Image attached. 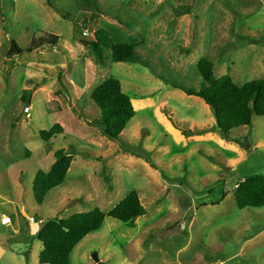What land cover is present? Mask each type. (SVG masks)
<instances>
[{"label": "rangeland", "instance_id": "obj_1", "mask_svg": "<svg viewBox=\"0 0 264 264\" xmlns=\"http://www.w3.org/2000/svg\"><path fill=\"white\" fill-rule=\"evenodd\" d=\"M92 1L0 0V219L14 220L0 222V264H40L43 244L30 241L40 222L26 207L41 222L107 213L131 191L144 214L106 217L72 264H99L95 253L103 264H264V207L240 209L234 195L236 184L264 175V116L227 140L203 99L170 86L201 88L202 57L216 77L264 80V0ZM100 28L141 43L147 65L98 64L85 41ZM48 34L57 43L41 45ZM110 76L136 111L114 141L94 124L90 97ZM55 123L63 132L44 140ZM59 149L72 155L68 175L39 204L33 181Z\"/></svg>", "mask_w": 264, "mask_h": 264}, {"label": "trees", "instance_id": "obj_2", "mask_svg": "<svg viewBox=\"0 0 264 264\" xmlns=\"http://www.w3.org/2000/svg\"><path fill=\"white\" fill-rule=\"evenodd\" d=\"M92 3L95 6L97 0ZM93 36L85 42L94 53L98 64L105 65L111 59L114 63L147 65L136 51L141 43L121 41L102 28ZM48 37L41 39V45L46 42L55 44L59 39L55 34H48ZM196 67L202 79L201 88L196 89L177 82H171L170 86L182 90L188 96L203 99L212 109L217 129L223 138L232 140L230 132L233 129L250 126L255 116H264V80H251L238 85L229 74L216 77L214 63L208 57H202ZM90 97L100 110V117L94 119V124L105 137L117 140L136 115L132 100L123 92L120 80L113 76L106 78L93 88ZM23 98L26 99V96ZM62 132L60 124L55 123L48 131H42L41 137L48 141ZM56 154L57 158L50 169L39 170L33 181L35 199L39 204L43 203L48 192L63 184L68 175L72 155L63 149H59ZM234 195L240 209L264 207V175L256 174L245 178L236 184ZM144 212L145 207L139 194L131 191L107 213L95 208L89 212L75 213L65 219L52 218L43 222L35 215L34 220L40 222V228L30 236V241L37 240L43 244L39 253L40 264H72L71 253L74 248L87 235L98 231L106 217L128 223L142 216Z\"/></svg>", "mask_w": 264, "mask_h": 264}, {"label": "water", "instance_id": "obj_3", "mask_svg": "<svg viewBox=\"0 0 264 264\" xmlns=\"http://www.w3.org/2000/svg\"><path fill=\"white\" fill-rule=\"evenodd\" d=\"M56 12L59 13L60 15H65V13H64L63 11H61V10H56ZM84 25H86V21L84 22ZM84 27L86 28V26H84ZM10 51H11V52H16V51H18V48H17V46H16V44H15L14 42L12 43V48L10 49ZM73 203H75V202L70 203L69 206L72 205ZM69 206H68V207H69ZM26 213H27V215H28L30 218H34L35 215H36V212H34V211L28 209L27 207H26ZM92 258H93V260H94L96 263L103 264V263H101V262L99 261V257H98V255H97V253L93 254Z\"/></svg>", "mask_w": 264, "mask_h": 264}, {"label": "built area", "instance_id": "obj_4", "mask_svg": "<svg viewBox=\"0 0 264 264\" xmlns=\"http://www.w3.org/2000/svg\"><path fill=\"white\" fill-rule=\"evenodd\" d=\"M25 111H26V113H29V111H30V107H26L25 108ZM33 219L34 218H31V220L33 221ZM13 219H12V217H10V216H7V215H3L2 217H1V219H0V222H1V224L2 225H4V226H12L13 225Z\"/></svg>", "mask_w": 264, "mask_h": 264}, {"label": "crops", "instance_id": "obj_5", "mask_svg": "<svg viewBox=\"0 0 264 264\" xmlns=\"http://www.w3.org/2000/svg\"><path fill=\"white\" fill-rule=\"evenodd\" d=\"M11 227V226H10Z\"/></svg>", "mask_w": 264, "mask_h": 264}]
</instances>
